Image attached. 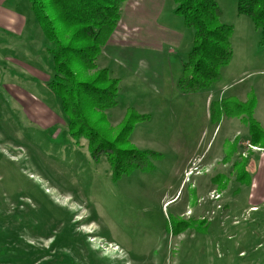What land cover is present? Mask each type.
Returning a JSON list of instances; mask_svg holds the SVG:
<instances>
[{
	"label": "rangeland",
	"instance_id": "1",
	"mask_svg": "<svg viewBox=\"0 0 264 264\" xmlns=\"http://www.w3.org/2000/svg\"><path fill=\"white\" fill-rule=\"evenodd\" d=\"M138 1L137 12L123 5L122 16L137 13L139 32L119 28L97 61L120 80L118 105L98 127L115 140L129 108L147 115L131 144L158 155L114 177L106 156L94 160L87 139L69 136L60 100L41 89L51 60L32 52L45 73L37 84L31 75L0 76V85L34 92L44 112L38 119L0 89V264H264V150L250 144L244 123L254 112L264 127L261 34L236 0H215L235 28L233 57L219 81L187 94L179 80L194 29L174 0ZM241 159L249 186L233 170ZM177 222L190 228L173 234Z\"/></svg>",
	"mask_w": 264,
	"mask_h": 264
},
{
	"label": "trees",
	"instance_id": "2",
	"mask_svg": "<svg viewBox=\"0 0 264 264\" xmlns=\"http://www.w3.org/2000/svg\"><path fill=\"white\" fill-rule=\"evenodd\" d=\"M28 1L36 24L44 34L45 51L53 65L46 87L60 100L69 136L87 139L91 157L98 161L106 156L116 178L146 168L148 160L158 154L139 150L131 144L130 138L136 124L149 116L129 108L115 140H110L98 127L102 119L107 121L105 112L118 105L120 80L112 77L108 69L98 70L97 61L118 28L123 5L129 0ZM236 1L238 15L251 19L261 34L260 47L264 48V0ZM174 2L175 13L195 31L194 45L183 64L179 87L187 94L200 92L219 81L222 70L231 63L235 28L222 22V11L215 0ZM244 123L249 126L250 144L264 150V127L254 117V112L248 114ZM229 157L231 160L232 154L227 155L226 162ZM247 163L241 159L233 167L238 171L237 181L245 186H249L252 179ZM216 182L218 189L226 188L223 175ZM189 228L188 222H177L173 234Z\"/></svg>",
	"mask_w": 264,
	"mask_h": 264
},
{
	"label": "crops",
	"instance_id": "3",
	"mask_svg": "<svg viewBox=\"0 0 264 264\" xmlns=\"http://www.w3.org/2000/svg\"><path fill=\"white\" fill-rule=\"evenodd\" d=\"M128 2L129 5L127 10L129 11L132 9V12H137L136 10L140 5L139 1L129 0ZM26 5L27 0H0V26H3L5 28L3 30L8 32H0V48H2L0 49V76L3 78L5 75L9 76L16 74L18 76H26V78H28L27 76L31 75L33 77L32 79L37 84L38 76L43 79L45 73L38 68V65L41 63L37 64L36 60L33 61V58L31 57L33 56L32 52H35V54L40 57V61L42 62L45 57L49 60L50 57L49 54L45 53V40L43 35L37 32L36 26L32 23V19L29 16L31 10L27 9V13L23 12V10L26 11ZM137 16V13L132 14L128 18L122 16L120 24L110 40L118 34L117 31L119 28L122 30L123 27L128 28L129 26L128 31L132 33L139 32L140 27L138 26V22L136 20ZM136 39H138V37H136L135 40ZM112 43L113 42L110 41L107 47L112 45ZM29 46H31V50L28 49ZM10 54H13V57ZM44 55L45 57L43 58ZM28 70H30L33 75ZM48 79L49 77L45 79L46 81L41 82V89H47L45 82H47ZM23 88L24 87L20 84L8 81H5L2 85H0V89L9 90L10 97L14 99L15 102L17 101L23 105L27 113L28 108L31 107V115H35L36 117L39 116L38 119H40L44 112L42 107L40 111L37 106L38 101L35 98V93L28 92L24 90L25 88ZM34 119L36 118L34 117ZM251 208L255 209V207ZM253 209L252 211L258 210L257 208L256 210Z\"/></svg>",
	"mask_w": 264,
	"mask_h": 264
}]
</instances>
